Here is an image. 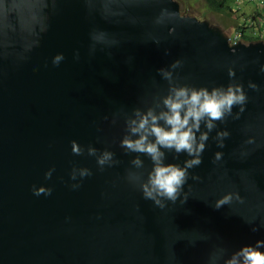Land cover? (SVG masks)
<instances>
[{"label":"water","instance_id":"obj_1","mask_svg":"<svg viewBox=\"0 0 264 264\" xmlns=\"http://www.w3.org/2000/svg\"><path fill=\"white\" fill-rule=\"evenodd\" d=\"M162 6L177 16L154 28ZM93 29L115 35L120 45L89 55ZM59 53L65 59L57 68L52 59ZM257 58L264 63L263 43L232 45L176 0H132L122 8L108 0H0V264H205L213 246L230 255L264 239V74L251 63ZM176 59L185 61L178 70L184 82L198 87L227 85L226 66L247 63L244 71L237 65V79L246 90L253 80L261 91L248 90L241 119L226 125L224 149L209 140L203 163L190 170L201 181L185 185L192 186L188 201L161 211L124 179L132 156L119 147L123 118L117 125L111 119L134 107L159 112L167 85L157 69ZM72 140L107 146L121 163L99 172L94 158L72 155ZM216 151L225 153L222 166L212 163ZM167 155L166 163L187 158ZM73 164L94 172L77 191L68 187ZM33 185L53 193L37 197ZM228 191H239L245 203L216 210ZM197 234L210 238L192 246Z\"/></svg>","mask_w":264,"mask_h":264},{"label":"clouds","instance_id":"obj_2","mask_svg":"<svg viewBox=\"0 0 264 264\" xmlns=\"http://www.w3.org/2000/svg\"><path fill=\"white\" fill-rule=\"evenodd\" d=\"M176 1L182 9L181 2ZM220 1L226 3V0ZM243 1L256 5L258 10L249 18H245L233 34L212 25L209 21L198 19L199 17L197 18L196 15L195 17L187 15L200 22H208L211 26L220 29L231 38L232 45H237L240 42L264 44V6ZM85 2L87 3V0ZM108 2L116 8H122L129 5L132 0H108ZM151 2L164 5L169 3V0H151ZM228 9L231 16L240 14L232 8L228 7ZM182 12L185 13L183 9ZM176 16L175 11L162 6L153 17V27L159 28L165 24L166 19ZM244 30L247 31L248 36L253 38L252 41L243 40ZM239 34H242V37L236 39ZM147 35L153 43L161 44V37L154 32H149ZM90 41L89 55H94L98 46L103 50L117 47L121 43L115 35L101 29H93L90 32ZM169 51V49H165V55H168ZM109 55H111L110 52ZM74 58L80 59L78 51ZM64 59L62 53L57 54L52 59L53 66L59 68ZM251 63L259 65L260 73L264 74V63H261L259 58ZM184 64L183 59H176L170 65L157 69V74L167 85L166 94L161 97L160 105H158L161 107L159 112L152 107H134L130 112L121 110V112L113 114L111 119V124L117 125L121 117L123 118L124 132L119 139V147L125 155L132 156L124 179L141 193L144 200L151 201L153 206L161 211L168 209L170 205H176L177 202L184 205L188 201L192 186L188 185V191H185V185L188 184L189 179L201 181V177L192 174L190 170L203 163V154L208 148L209 140L214 141L218 149H224L226 140L231 136L226 125L230 119L232 121L241 119L250 100L248 90L261 91L260 86L253 80L247 82L246 90L245 84L237 79V65L241 71H244L248 66L247 63L232 61L226 66L229 77L227 85L213 84L199 87L184 82L187 78H182L179 75L178 70H182ZM108 119L109 117H104V120ZM221 124H224L225 127L220 128ZM213 132H215L214 136ZM70 146L72 155L94 158L99 172H104L121 163L116 158V153L107 146L99 149L93 144L81 145L77 140H72ZM168 153H174V159L177 160L181 155H185L187 158L183 160L182 164L166 163ZM224 155L223 151H216L212 163L222 166ZM144 157L150 162V168L146 166ZM55 171V166L49 168L44 173L45 181H50ZM93 175L94 172L91 168L73 164L69 172L68 187L72 191H77L83 186L84 180ZM220 179L223 180L224 177L222 176ZM32 191L37 197L41 195L48 197L52 195L53 188L46 185H33ZM244 203L245 198L239 191H228L214 202L213 207L219 210L225 206L231 207ZM260 227H264V221L261 222ZM252 231H259V227L253 226ZM209 238L207 235L197 234L188 242L195 246L197 241H206ZM262 249H264V239L257 240L254 244L242 245L230 255L225 247L213 246L207 255L205 264H264V250Z\"/></svg>","mask_w":264,"mask_h":264},{"label":"rangeland","instance_id":"obj_3","mask_svg":"<svg viewBox=\"0 0 264 264\" xmlns=\"http://www.w3.org/2000/svg\"><path fill=\"white\" fill-rule=\"evenodd\" d=\"M183 6L190 4L195 15L203 21H209L212 25L221 28L225 32L234 33L244 22V19L249 18L257 9L256 5L245 3L243 0H226L229 8L240 14L225 16L223 14H215L210 12L202 0H179ZM241 16V19H239Z\"/></svg>","mask_w":264,"mask_h":264},{"label":"trees","instance_id":"obj_4","mask_svg":"<svg viewBox=\"0 0 264 264\" xmlns=\"http://www.w3.org/2000/svg\"><path fill=\"white\" fill-rule=\"evenodd\" d=\"M202 1L209 8L210 11L218 13V14H226L228 16H231V14H229V9L226 6V3L224 1H220V0H202ZM182 9L186 14L195 17V10L190 4H187L186 6L182 5ZM198 19H200V18H198ZM246 32L247 31L244 30L242 33L243 34V40L246 42L252 41L253 38L248 36Z\"/></svg>","mask_w":264,"mask_h":264},{"label":"built area","instance_id":"obj_5","mask_svg":"<svg viewBox=\"0 0 264 264\" xmlns=\"http://www.w3.org/2000/svg\"><path fill=\"white\" fill-rule=\"evenodd\" d=\"M246 2L253 3V4H261L264 6V0H245ZM242 37V34H239L236 36V39H240Z\"/></svg>","mask_w":264,"mask_h":264},{"label":"crops","instance_id":"obj_6","mask_svg":"<svg viewBox=\"0 0 264 264\" xmlns=\"http://www.w3.org/2000/svg\"><path fill=\"white\" fill-rule=\"evenodd\" d=\"M258 9L255 10V12L257 11Z\"/></svg>","mask_w":264,"mask_h":264}]
</instances>
